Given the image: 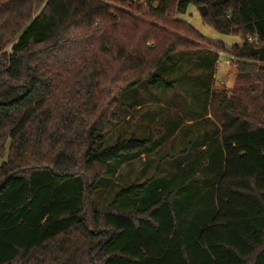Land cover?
I'll return each mask as SVG.
<instances>
[{"label": "trees", "instance_id": "obj_1", "mask_svg": "<svg viewBox=\"0 0 264 264\" xmlns=\"http://www.w3.org/2000/svg\"><path fill=\"white\" fill-rule=\"evenodd\" d=\"M0 264H264V0L0 3Z\"/></svg>", "mask_w": 264, "mask_h": 264}, {"label": "rangeland", "instance_id": "obj_2", "mask_svg": "<svg viewBox=\"0 0 264 264\" xmlns=\"http://www.w3.org/2000/svg\"><path fill=\"white\" fill-rule=\"evenodd\" d=\"M7 0H0V3L6 2ZM187 10L184 13L176 14L178 17L190 22L193 24L200 33L205 35L208 38L214 40H222L224 42H228L226 45L231 46L234 42L239 41L237 43H242L241 37L232 34H222L216 28H214L211 24H208L202 17L201 11L197 5L190 4ZM141 16V15H139ZM147 19H152L150 16H141ZM158 22V21H157ZM190 40L195 41L197 44L203 46L204 48H211L212 45L208 44L204 40L198 38L195 35H189ZM219 51V62L216 65V74H215V82L213 87L217 90L226 89L228 90V94H231V90L235 86L236 78L238 75V65L234 64L238 61L231 54L227 52ZM229 59H233V62H228ZM210 119H213L214 123H217L215 115L212 111L208 114ZM126 171H129L125 167ZM125 171V172H126Z\"/></svg>", "mask_w": 264, "mask_h": 264}, {"label": "water", "instance_id": "obj_3", "mask_svg": "<svg viewBox=\"0 0 264 264\" xmlns=\"http://www.w3.org/2000/svg\"><path fill=\"white\" fill-rule=\"evenodd\" d=\"M200 10L202 11V12H205L206 11V6H201V8H200Z\"/></svg>", "mask_w": 264, "mask_h": 264}, {"label": "built area", "instance_id": "obj_4", "mask_svg": "<svg viewBox=\"0 0 264 264\" xmlns=\"http://www.w3.org/2000/svg\"><path fill=\"white\" fill-rule=\"evenodd\" d=\"M218 62H219V59H218ZM228 62H233V59H229ZM234 64L236 65L237 63L235 62Z\"/></svg>", "mask_w": 264, "mask_h": 264}, {"label": "crops", "instance_id": "obj_5", "mask_svg": "<svg viewBox=\"0 0 264 264\" xmlns=\"http://www.w3.org/2000/svg\"><path fill=\"white\" fill-rule=\"evenodd\" d=\"M237 42H239V41H236V42H234V43H237ZM226 44L228 43V42H225Z\"/></svg>", "mask_w": 264, "mask_h": 264}]
</instances>
